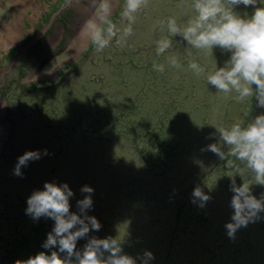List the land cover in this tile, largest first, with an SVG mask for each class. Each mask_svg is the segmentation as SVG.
Returning a JSON list of instances; mask_svg holds the SVG:
<instances>
[{"label":"rangeland","instance_id":"1","mask_svg":"<svg viewBox=\"0 0 264 264\" xmlns=\"http://www.w3.org/2000/svg\"><path fill=\"white\" fill-rule=\"evenodd\" d=\"M124 3L125 0H0V234L25 226L23 220L16 217H27V198L34 190H42L45 182L69 185L74 193L70 198L73 212L78 211L77 201L87 195L80 191L84 185L94 189L92 197H100L96 182L75 171L88 165L89 159L99 153L103 157L102 163L111 160L112 168L117 170L115 174L123 177L116 178L120 182L123 180L119 191L115 194L110 191V195L121 199V209L126 215L115 222L123 221L126 229L136 221L138 227L153 225L151 230L147 228L138 237L148 240L145 246L157 235L159 244L163 241L165 249L168 243L173 247L170 253L163 250L153 255L154 264H181L180 260L188 253H181V250H186L188 242L202 239V221L190 218L186 210L177 219L175 213L180 199L171 204L166 202L163 208L156 206L158 214H150L152 205L166 201L163 197L168 192L165 190L170 177L159 178L140 171L134 150L127 151L120 145L117 147L121 148V153L114 161L112 158L119 152L114 142L84 151L85 142L100 143L92 137L95 136L96 120L102 119L101 126L104 127V119L106 124H115L117 115V124L128 130H144L149 125H161L164 129L181 126L186 135L179 160L191 159L194 163L199 154H210L203 150L207 145L219 140L215 128L210 125L228 126L236 119L247 123L264 113V108L257 107L255 99L237 102L235 93L225 96L208 85L203 76L197 77L187 70L191 59L206 71L215 63L222 67L230 53L218 47L213 49L212 56L191 49L179 36H169L172 47L164 55H156L155 41L168 33L154 29L155 21L173 16L183 22L194 14L189 7H177L182 0H149V6L136 14L133 34L122 45L116 43V38L102 52L96 51L90 38L79 45V32L84 22L92 15H102L106 6L109 19L122 30L128 23L121 17ZM260 6L264 4L258 0L256 7ZM234 10L243 17L251 16L254 8L239 5ZM172 54L178 56L181 69L168 65L166 57ZM153 63L164 64L165 71H155ZM73 64L78 66L73 67ZM106 114L107 118L104 117ZM87 126L90 128L84 132ZM128 140L131 141V137ZM44 149L49 155H42L41 159L23 167V178L13 175L19 156L26 151L43 152ZM211 156H206L203 169H196L203 183H197L194 188L206 191L214 181L219 193L223 190V184H220L223 176L230 179L228 175L232 169L227 163L231 157L216 170L217 175L211 176L208 167L216 161L217 155L211 152ZM100 161L97 159L90 165L96 167ZM132 166L134 170L130 169ZM170 175L173 181L185 177L178 173ZM243 179L254 183L248 175ZM235 180L237 185L243 182L240 176ZM106 181L111 185L110 180ZM191 181L197 182L195 178ZM251 191L264 193V186L253 184ZM228 196L223 192L219 197L229 202L231 197ZM99 203L93 202L88 214H96L99 210L103 214L104 205ZM170 231L172 237H169ZM260 238L264 239V232ZM193 247L200 254L198 243ZM138 249L137 255H130L142 256L147 248ZM197 260L201 262L200 258Z\"/></svg>","mask_w":264,"mask_h":264},{"label":"clouds","instance_id":"2","mask_svg":"<svg viewBox=\"0 0 264 264\" xmlns=\"http://www.w3.org/2000/svg\"><path fill=\"white\" fill-rule=\"evenodd\" d=\"M258 0H182L177 7H189L193 15L183 22L170 16L166 20H157L154 29L159 28L168 35H162L155 41L157 56L164 55L171 47L169 36H179L191 49L211 53L218 47L230 53V58L222 67L213 66L206 71L195 59L189 60L187 70L197 77L203 76L208 85L217 92L229 96L235 93L237 102L255 99L257 107L264 108V6L256 7ZM261 3L264 4V2ZM244 5L254 8L251 16H241L234 9ZM149 6V0H125L121 12L122 19L128 23L117 29L108 15V8L97 21L89 20L85 30L97 52H102L114 38L117 44H124L133 34L132 25L136 14ZM106 26V27H105ZM170 67L181 69L178 56L166 57ZM153 69L165 71L164 64L153 63ZM255 86V87H253ZM215 128L219 140L206 146V151L216 154L221 160L232 157L227 166L232 169L228 177L231 180L230 191L233 193L230 207L233 209L231 222L225 224L227 235L234 238L241 227L260 218L264 212V194L257 198L252 194L253 184L264 186V113L251 118L247 123L236 119L228 126L210 125ZM227 147V153L224 148ZM49 155L43 152L26 151L18 157L13 175L23 178L22 168L30 161H36ZM248 175L254 183L246 182ZM240 176L242 183L236 184L235 177ZM84 195L77 201L78 211H71L70 198L74 196L67 183L45 182L43 189H37L27 198L26 214L34 221L41 217L54 221L52 230L47 234L40 251L25 260L17 259L14 264H150L153 253L144 251L142 256L133 257L123 251L122 241L117 237H89L90 231H99L102 227L95 216L89 215L93 207L94 189L84 185L80 189ZM211 197L200 187L194 188L192 202H199L204 207ZM86 239L81 249L77 242Z\"/></svg>","mask_w":264,"mask_h":264},{"label":"trees","instance_id":"3","mask_svg":"<svg viewBox=\"0 0 264 264\" xmlns=\"http://www.w3.org/2000/svg\"><path fill=\"white\" fill-rule=\"evenodd\" d=\"M74 66L77 67L78 64H73V67ZM105 111L106 110H104V112ZM104 117L107 118L108 114ZM101 120L102 119L96 120L93 132L95 136H92L100 143L89 144V142H85L84 140L83 142H85L86 145L83 147V150L85 151V149H87V151H92L97 148L99 144L107 145L114 142L119 152L115 153V158H111L116 161L118 160V154L121 153V148L117 147L118 145L123 149L125 148L127 151L133 149L135 154L134 158L140 166V171L150 172L153 176L159 178L170 177L167 178L168 188L165 190H168V192L165 197H163L166 201L161 202L160 200L156 205H152L150 214L153 216L158 214L155 212L156 206L158 208H163L166 202L171 204V202L180 199L179 203H177L176 218L179 219L181 212L186 210V213L190 214V218H197L198 221H202L201 228L203 234L200 235L202 239L200 241L188 242L187 247H185L186 250H181V253L188 251V253L183 256L184 258L180 260L181 264H264V239L260 238V235L264 232V212L260 213V218L255 222L249 223L247 227L238 229L234 238H230L227 235L225 224L231 222V216L233 214V209L230 207V201L233 195L230 191V179H225L226 176H223L220 180V184H223V190L219 193L216 192L217 188H215L214 181H211L210 187L204 191L211 199L204 207H200L199 202H192L193 188L197 183L201 185L203 183L202 178H200L201 175L196 169H203L205 167L207 163L205 158L206 156L209 158L212 157L211 151L210 154L206 156H201L203 153L199 154V157L197 156L198 158H195L196 162L194 163V160L191 159L180 162L178 155L181 153L182 149H184L183 138L186 135L185 130L181 126L178 127L177 125V127L173 129H164L161 125H149L144 130L139 128V130L137 128L128 130L117 124V115L115 117V124H112V122L111 124L109 122L106 124L104 119V127H102ZM109 124L111 125L110 127H108ZM87 128L90 127L87 126L84 128V132L88 131ZM97 128L99 129L98 132H96L98 130ZM124 137L126 140H123ZM130 137L131 141L128 140ZM166 137H168V139H166ZM74 141L76 142V140ZM123 145L127 146L123 147ZM226 150L227 148L225 147L224 151ZM91 158L92 159H89L88 165H83L82 168L78 167L75 169V171H79L81 176L96 182V186L100 188L101 194L98 198L92 197L94 199L93 202H100L99 204L101 206L104 205V207H102L104 211L103 214L100 210L97 212L99 215H97V213L93 215L89 214L96 218L97 216L101 218H98V221L102 225L99 231H90L89 237L95 236L101 239L109 236L117 237L118 240L122 241L123 251L129 255H137L138 248L140 247H142V249L147 248L146 250L152 252L154 256H156V253H160L163 250L169 253L172 252V243H168V247L165 249L162 245L163 241L159 244L160 239L157 235L154 241L150 240L147 247L144 243L148 242V240L138 238L147 228L151 230L153 225L149 227H138V221H136L128 225L126 229L123 225V221L119 223L115 222L121 218L124 219L126 215L121 209V199L117 196L113 197L112 194L110 195V191L113 190L114 194L116 191H119L121 183H123V180L120 182V179H123V177H118L115 174L117 170L116 168H112L113 162L111 160L107 163H102L103 157L99 153H96L95 156ZM97 159L101 160L99 164H96V167L95 165L91 166L90 163H93V161ZM230 159L232 160L233 158L231 157L229 160ZM226 160L224 161L217 157L212 166L208 167V173H210L211 176L213 174L217 175L216 170L225 165V162L228 161ZM119 161L123 160L119 159ZM130 169L134 170V166ZM183 170H185V172L181 174ZM175 173H178V175H185V177L173 181V177L170 174L175 175ZM124 176L129 177V175ZM116 178L120 179L117 181ZM193 178L197 180L195 184L191 181ZM106 180H110L111 185H108ZM122 187L121 189H123L125 185L123 188ZM216 187H218V185ZM223 192L225 196L229 195L231 197L229 202L220 199V193ZM177 194L180 196L177 197ZM252 194L259 199L264 193L252 192ZM26 216L27 217L24 218L22 216L16 217L17 219L23 220L24 227L16 231L8 232L5 235L0 234V264H14L17 259L25 260L40 251H46L50 254V250L42 248V244L46 240L47 234L52 230L54 221L44 217H41L38 221H34L29 215ZM154 233L156 234V231H154ZM192 233L196 235L195 230H193ZM172 235V231H170L169 237H172ZM86 242V239L78 240L77 249H81ZM196 243H198L201 249L200 254L197 253L193 247ZM217 251L218 253L215 254ZM197 258H200V263H198L199 261ZM154 262H156V260H151L150 264H154ZM137 264H140L139 260H137Z\"/></svg>","mask_w":264,"mask_h":264},{"label":"bare ground","instance_id":"4","mask_svg":"<svg viewBox=\"0 0 264 264\" xmlns=\"http://www.w3.org/2000/svg\"><path fill=\"white\" fill-rule=\"evenodd\" d=\"M100 16V15H99ZM97 16H91L87 21L84 22V24L86 25V23L89 21V20H93V21H97L98 17ZM85 25L83 26V28L81 29V31L79 32V37L78 39H81V40H78V43L79 45H81V43L85 42L87 38H89V36L87 35L86 33V30H85ZM82 37V38H81Z\"/></svg>","mask_w":264,"mask_h":264}]
</instances>
